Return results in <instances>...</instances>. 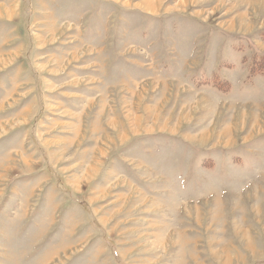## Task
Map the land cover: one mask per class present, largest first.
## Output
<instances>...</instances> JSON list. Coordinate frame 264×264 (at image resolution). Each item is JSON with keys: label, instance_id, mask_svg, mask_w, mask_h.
Listing matches in <instances>:
<instances>
[{"label": "rangeland", "instance_id": "obj_1", "mask_svg": "<svg viewBox=\"0 0 264 264\" xmlns=\"http://www.w3.org/2000/svg\"><path fill=\"white\" fill-rule=\"evenodd\" d=\"M0 264H264V0H0Z\"/></svg>", "mask_w": 264, "mask_h": 264}]
</instances>
